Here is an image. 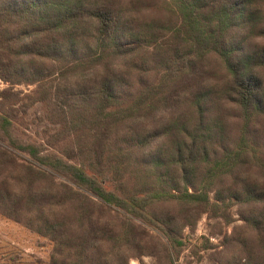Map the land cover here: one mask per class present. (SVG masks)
Instances as JSON below:
<instances>
[{
    "label": "trees",
    "instance_id": "obj_1",
    "mask_svg": "<svg viewBox=\"0 0 264 264\" xmlns=\"http://www.w3.org/2000/svg\"><path fill=\"white\" fill-rule=\"evenodd\" d=\"M164 2L166 22L132 0H0V80L36 85L21 112L52 105L63 129L24 142L2 105L23 99L0 91V215L52 242L48 264H128L146 228L179 248L232 204L264 264V0Z\"/></svg>",
    "mask_w": 264,
    "mask_h": 264
},
{
    "label": "rangeland",
    "instance_id": "obj_2",
    "mask_svg": "<svg viewBox=\"0 0 264 264\" xmlns=\"http://www.w3.org/2000/svg\"><path fill=\"white\" fill-rule=\"evenodd\" d=\"M132 1L140 7V16L146 19L158 18L162 22L168 21L169 15L164 11V7H166L164 0ZM35 89L36 85H11L0 80V91L10 90L11 93H15L23 99L18 103H11L10 107L6 105V102L2 104L4 111H9L10 108L14 110L12 111L14 116L12 119L13 134L24 142L38 145L44 144L51 136L63 129L60 123H51L52 121L46 117L48 115L52 118L54 115L52 105L47 106L36 102L27 107L25 113L21 112V105L28 104V100L23 97ZM69 118L67 116V119ZM233 120V122L238 123L236 119ZM237 128H239V124ZM237 128L232 129L233 133H236ZM262 131L259 132V136L262 137L259 141L264 140V128ZM72 142L76 143L74 134L59 141L55 149L46 148L47 151L57 154L59 150H71L74 146ZM156 145L159 146V140L152 143L148 151L156 149ZM146 151L147 149L144 150V152ZM18 162L21 163L22 161L18 160ZM61 181L54 179L56 184L61 183ZM225 181V184L229 183L230 178ZM210 201L214 202L213 192L210 193ZM168 207L172 208L173 205H168ZM160 209L165 210L166 208L160 206ZM228 214L230 215L229 219L220 217V215L205 213L200 215L193 227L185 226L179 237L183 245L174 248L167 244L166 248L170 252L171 258L162 245L166 244L165 239L155 231L146 228L152 237L149 242H151L153 249L149 255L130 258L128 264H246L247 251L260 252L259 242L255 238L257 231L250 230L242 221L238 205L232 204L228 209ZM51 253L52 242L47 238L0 215V264H48Z\"/></svg>",
    "mask_w": 264,
    "mask_h": 264
}]
</instances>
